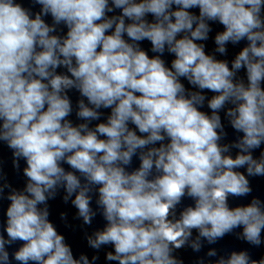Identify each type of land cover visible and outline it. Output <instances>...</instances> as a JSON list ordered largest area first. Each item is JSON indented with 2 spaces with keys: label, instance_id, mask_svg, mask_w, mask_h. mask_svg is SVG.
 <instances>
[{
  "label": "clouds",
  "instance_id": "9594fccd",
  "mask_svg": "<svg viewBox=\"0 0 264 264\" xmlns=\"http://www.w3.org/2000/svg\"><path fill=\"white\" fill-rule=\"evenodd\" d=\"M0 145V264H96L61 191L112 264H264V0H0Z\"/></svg>",
  "mask_w": 264,
  "mask_h": 264
},
{
  "label": "water",
  "instance_id": "95a60500",
  "mask_svg": "<svg viewBox=\"0 0 264 264\" xmlns=\"http://www.w3.org/2000/svg\"><path fill=\"white\" fill-rule=\"evenodd\" d=\"M50 22V18H49ZM142 47L145 49L150 48V42L144 41L142 43ZM166 60L170 61L171 56H166ZM78 93H70L73 102L78 98ZM73 121H76L75 116L71 117ZM0 154L3 155L5 160V172L8 175V180L13 184V186L17 188H22L25 182V179L22 174H17L15 170L12 168L11 164V151L7 149L6 146L0 145ZM23 167V162H21ZM135 166H138V161L135 162ZM67 168V165H65ZM63 192L61 191L60 194L56 197L55 200L49 201V210H50V219L54 223V225L58 228L60 232L65 234L67 241L73 246V249L77 255L81 252L86 253L89 258L92 255H99V260L96 264H112V262H108L104 258V253L107 248H102L99 253L95 250L88 247L87 242L84 238V231L80 228L82 220L75 219L77 210L69 201L68 203H64L62 200ZM7 202H4V207H6ZM93 208H95V202L93 201ZM61 213H67V220L64 221L60 218ZM105 224V221L100 215H97L94 220L93 224L89 226H85L87 232L91 234L93 231L97 229H102Z\"/></svg>",
  "mask_w": 264,
  "mask_h": 264
}]
</instances>
